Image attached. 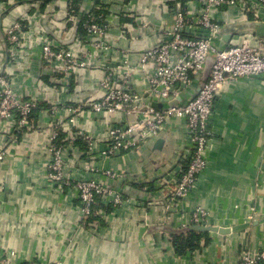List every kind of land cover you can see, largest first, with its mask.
<instances>
[{"label":"crops","instance_id":"obj_1","mask_svg":"<svg viewBox=\"0 0 264 264\" xmlns=\"http://www.w3.org/2000/svg\"><path fill=\"white\" fill-rule=\"evenodd\" d=\"M2 1L0 77L18 99H34L38 109L21 131L16 130L17 116L0 119V149L5 151L0 160L1 259L11 264H235L242 250L264 247V79H239L224 87L212 120L208 167L186 199L170 203L162 185L185 149L182 121H173L167 131L133 151L99 160L109 126L130 117L115 113L106 118L87 109L100 97L98 83L108 66L128 57L135 67L139 56L173 25L164 0H115L108 5L102 0H5L6 8ZM88 9L109 22L101 37L113 54L59 75L53 66L43 67L28 49L11 63L3 31L34 17L37 10L48 17L41 27L49 41L61 39L71 55L79 56L86 32L73 21ZM259 32L264 34V26ZM232 38L222 39L221 45ZM136 71L133 86L144 94L146 81ZM76 109L80 113L72 115ZM74 131L95 143L93 151L86 141L72 143L65 155L68 176L85 163L122 172L124 178L116 185L122 187L124 203L117 209L108 202L97 206L94 219L84 226L73 187L60 188L48 176L53 134L65 145ZM100 180L112 185L106 178ZM196 207L207 212V226L229 232H209L207 245L179 256L173 232L187 225L186 216Z\"/></svg>","mask_w":264,"mask_h":264},{"label":"built area","instance_id":"obj_2","mask_svg":"<svg viewBox=\"0 0 264 264\" xmlns=\"http://www.w3.org/2000/svg\"><path fill=\"white\" fill-rule=\"evenodd\" d=\"M102 1L108 5L115 0ZM5 2H1L4 8ZM164 4L173 16V25L163 30L156 45L139 56L135 67L128 57L108 66L98 83L100 97L88 103L87 109L106 118L115 113L130 117L123 122L109 123L99 160L133 151L167 131L173 121H182L185 149L162 185L167 187L166 200L178 204L188 197L208 167L212 120L224 87L239 79H264V34L259 32L264 26V0H164ZM130 10L124 8L123 11ZM229 17L233 20L226 21ZM46 19L47 15L37 10L34 17L25 19L23 24L16 22L3 31L11 63L17 61L18 53L28 49L43 67L53 66V73L59 75L85 68L94 60L113 54L102 39L109 22L104 23L101 13L84 10L76 22L73 21L86 32L80 39L84 48L79 56L71 55L61 39L49 41V33H43L41 27ZM228 23H249L254 27L233 34L229 44L221 45L222 30ZM95 53L100 55L93 56ZM136 70L141 71L146 81L144 94L133 86ZM35 109L38 103L34 99H18L6 79L0 77V119L11 120L17 116L16 130L21 131L27 127ZM80 111L76 109L71 113L76 116ZM76 140L86 141L88 150L93 151L95 141L81 132H70L65 145L58 144V135L53 134L48 176L60 188L73 187L79 222L84 226L95 215L97 206L108 205V202L117 209L126 199L122 187L116 186L124 180L122 172L84 163L77 167L73 177L66 174L65 155ZM4 157L5 151L0 149V160ZM101 178L110 180L112 185H106ZM186 218L187 225L183 228L207 226V212L200 207L194 208ZM0 264L11 263L0 258ZM235 264H264V247L242 250Z\"/></svg>","mask_w":264,"mask_h":264},{"label":"trees","instance_id":"obj_3","mask_svg":"<svg viewBox=\"0 0 264 264\" xmlns=\"http://www.w3.org/2000/svg\"><path fill=\"white\" fill-rule=\"evenodd\" d=\"M24 1L47 2L49 0H15L16 3H21ZM92 219H94L93 216L88 219V222H91ZM209 242H210V238L208 234L205 232L190 231L185 234H176L172 236V243H173L175 253L179 256L185 255L187 253H193L197 250H200L205 245H207Z\"/></svg>","mask_w":264,"mask_h":264},{"label":"water","instance_id":"obj_4","mask_svg":"<svg viewBox=\"0 0 264 264\" xmlns=\"http://www.w3.org/2000/svg\"><path fill=\"white\" fill-rule=\"evenodd\" d=\"M254 27L253 24H249V23H243V24H236V25H227L226 27L223 28L222 30V39L224 41L229 40L230 36L232 34H235L237 32H240L242 30H246V29H252ZM190 231H198V232H205V233H209V232H218L221 234H228V230H224V229H219L217 227H210V226H201V225H192L189 227H185L179 230L174 231L173 233L176 234H184Z\"/></svg>","mask_w":264,"mask_h":264}]
</instances>
